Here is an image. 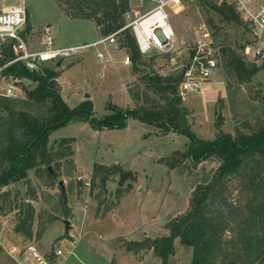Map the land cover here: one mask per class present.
<instances>
[{"label":"rangeland","instance_id":"obj_1","mask_svg":"<svg viewBox=\"0 0 264 264\" xmlns=\"http://www.w3.org/2000/svg\"><path fill=\"white\" fill-rule=\"evenodd\" d=\"M26 1V35L31 42L42 38L47 25L59 45L87 44L107 37L101 35L94 21L71 18L65 12V0ZM153 6L150 1L130 0L127 22ZM170 17L176 32L174 48L143 55L147 68L137 69L132 59L124 64L131 54L120 45L118 34L114 43L88 47L59 66L51 63L60 72L58 83L66 103L74 108L90 100L97 121L118 109L166 105L164 95L146 84L147 73L177 74L171 68L185 61L203 22L219 47L254 39L248 26L220 22L201 0H181L179 7L171 9ZM99 52L104 60L98 58ZM35 84L28 79L20 83L17 96L7 99L12 111H29L39 118L49 114L50 102L37 103L28 95ZM179 93L189 129L203 140L213 141L221 132L234 136L239 131L250 133L252 126L264 121V68L251 80L240 82L219 60L217 71L200 91L179 88ZM0 115V145L4 146L9 136V108L0 107ZM126 122L123 127L110 128L96 127L86 118L72 119L49 134V169L56 177H50L47 166L41 164L29 170L26 178L0 187V264H19L16 258L30 248L43 252L59 246L71 248L69 243L59 242L67 233L68 238L76 239V246L72 254L60 256L58 264L162 263L153 250L137 254L127 250L123 238L143 240L168 234V223L189 209L194 189L211 180L220 161L208 157L195 162L186 154L192 142L188 134L165 130L131 114ZM6 165L0 156V170ZM104 166H118L132 173L123 183L121 172L111 173L103 184ZM232 193L238 197V190ZM23 201L34 207L31 238L15 229ZM192 254L193 248L177 238L175 253L167 264H191Z\"/></svg>","mask_w":264,"mask_h":264},{"label":"trees","instance_id":"obj_2","mask_svg":"<svg viewBox=\"0 0 264 264\" xmlns=\"http://www.w3.org/2000/svg\"><path fill=\"white\" fill-rule=\"evenodd\" d=\"M201 1L208 4L220 22H235L247 28L236 9L226 0L221 3ZM63 5L71 18L94 21L103 36L119 31V43L131 54L134 66L137 69L143 68L141 66L148 67L132 28L126 27L130 0H65ZM210 22L218 29L213 18ZM246 44H226L219 47V60L240 82L251 80L264 68V60L259 64L244 56ZM6 73L35 82V86L27 91L28 95L37 103L50 102V112L39 118L29 111H12L7 102L10 97L0 96V107L9 108L8 143L0 145L1 159L9 165L0 170V187L26 178L29 170L41 164L47 166L50 177H56V173L49 169L52 155L48 144L49 134L53 129L76 117L89 119L96 127H123L131 114L165 130L188 134L192 142L187 155L195 162L216 157L220 165L210 181L199 184L194 189L189 209L168 223V234L146 236L143 240L123 238L127 250L136 254L143 250H153L162 259L161 264H167L170 256L175 253V240L179 238L180 242L193 248L191 264H264L263 120L252 126L250 133L239 131L234 136L221 132L213 141L198 138L189 129L184 107H181V73L168 76L152 70L147 73L146 84L164 95L166 105L160 103L153 107L143 105L127 110L118 109L115 114L101 121L92 116L93 105L90 100L74 108L66 103L58 83L60 72L51 64L44 65L38 71L14 64L6 69ZM1 118L0 115V120ZM102 168L106 171L102 178L103 184L111 173L121 172V183L132 173L118 166ZM234 189L238 190L237 198L233 196ZM33 218V205L23 201L20 204L16 231L31 238ZM67 236L68 233L63 238ZM1 250L0 247V252Z\"/></svg>","mask_w":264,"mask_h":264},{"label":"built area","instance_id":"obj_3","mask_svg":"<svg viewBox=\"0 0 264 264\" xmlns=\"http://www.w3.org/2000/svg\"><path fill=\"white\" fill-rule=\"evenodd\" d=\"M4 0L0 2V96L15 97L20 83L26 78L7 74L6 69L21 64L31 71H38L44 65L61 63L78 55L82 50L101 43H114L119 31L100 40L87 44L59 45L50 25L43 29L42 38L31 42L26 35L28 5L26 0ZM152 2L154 6L140 15L126 27H131L139 49L146 55L153 51L169 52L174 48L176 32L171 22L170 11L179 7L181 0H141ZM232 5L241 19L250 28L253 40L247 43L243 53L251 61L264 59V0H226ZM98 58L104 60L99 52ZM175 59L172 58V61ZM59 61V62H58ZM124 64L131 63L127 55ZM173 65V63H172ZM219 67V45L211 29L203 22L194 43L189 48L182 65H173L172 70L182 74L179 88L185 91H200L203 83L209 80ZM87 185L90 181L85 182ZM71 248L55 247L43 252L37 248L19 254V264H58L60 256L70 255L76 246V239L64 237Z\"/></svg>","mask_w":264,"mask_h":264},{"label":"water","instance_id":"obj_4","mask_svg":"<svg viewBox=\"0 0 264 264\" xmlns=\"http://www.w3.org/2000/svg\"><path fill=\"white\" fill-rule=\"evenodd\" d=\"M60 64H61V63H59L58 65H60ZM221 118H222V116L220 115V116H219V119H221ZM50 170H51V169H50ZM61 184H62V182H61Z\"/></svg>","mask_w":264,"mask_h":264}]
</instances>
